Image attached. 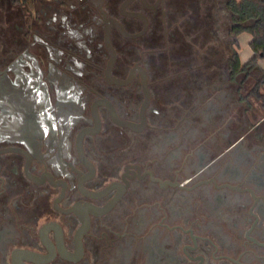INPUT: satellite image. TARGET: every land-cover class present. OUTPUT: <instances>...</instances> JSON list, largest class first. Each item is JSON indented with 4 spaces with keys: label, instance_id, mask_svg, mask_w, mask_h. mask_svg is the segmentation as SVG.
Instances as JSON below:
<instances>
[{
    "label": "flooded vegetation",
    "instance_id": "obj_1",
    "mask_svg": "<svg viewBox=\"0 0 264 264\" xmlns=\"http://www.w3.org/2000/svg\"><path fill=\"white\" fill-rule=\"evenodd\" d=\"M228 2L0 0V264H264V151H186Z\"/></svg>",
    "mask_w": 264,
    "mask_h": 264
},
{
    "label": "rangeland",
    "instance_id": "obj_2",
    "mask_svg": "<svg viewBox=\"0 0 264 264\" xmlns=\"http://www.w3.org/2000/svg\"><path fill=\"white\" fill-rule=\"evenodd\" d=\"M183 1L184 7L187 5L186 3H188V5H193L195 10L197 9V4H195L196 0ZM182 11L185 12L186 9ZM206 25L208 26V22H206ZM206 25L201 26L200 23L194 25L200 32L195 33L194 42L200 46V49L204 48L206 51L202 52L201 50L198 54V52H189L184 48L183 54L178 57L181 58L180 60L184 61L179 69H184L183 66H187L190 63H197L199 65L203 62L205 68H211L212 70L207 73V75L210 74V76L216 77L217 79L218 76H224L227 73L224 72L223 64L228 59V51L226 54L224 52V47L228 49L230 38L227 39V42H224L222 36L218 35L213 30L207 31V28L202 29L206 27ZM204 30L208 32L207 35H203L204 32L202 31ZM247 45V41L240 36L239 47L237 49L241 61L243 62L252 56V51L249 45ZM261 64L264 66V61H261ZM200 71H202V69H200ZM201 89L200 87L201 92H199V95L201 99L204 98V92H213V89H209L207 85L202 90ZM218 92L222 94L223 90ZM221 107L222 109L220 111L214 109L207 111L203 108L198 111V114L195 116V120L198 124H196L190 134L185 137V141L190 145L186 148V151L192 149V145L197 144L202 145L199 147L200 149L207 151L209 149L214 150L213 146L216 145L215 147H217L218 144L224 146L228 142L233 143L243 134V151H248L251 157L257 158V156L264 151V118L245 111L247 109L245 104H243V112L240 110L238 104H232L230 108L227 107L226 109L223 108V104ZM185 122L188 123L187 121Z\"/></svg>",
    "mask_w": 264,
    "mask_h": 264
},
{
    "label": "trees",
    "instance_id": "obj_3",
    "mask_svg": "<svg viewBox=\"0 0 264 264\" xmlns=\"http://www.w3.org/2000/svg\"><path fill=\"white\" fill-rule=\"evenodd\" d=\"M233 26L228 56V73L236 84V94L247 109L264 118V0H229ZM249 33L252 56L242 62L238 51L239 37Z\"/></svg>",
    "mask_w": 264,
    "mask_h": 264
},
{
    "label": "crops",
    "instance_id": "obj_4",
    "mask_svg": "<svg viewBox=\"0 0 264 264\" xmlns=\"http://www.w3.org/2000/svg\"><path fill=\"white\" fill-rule=\"evenodd\" d=\"M241 38H243L245 41H247V44L249 45V43L251 42V40H252V36H251V34H249V33H243V34H241ZM247 45V46H248ZM251 50V49H250ZM247 61V60H246ZM245 61V62H246ZM243 62V61H242Z\"/></svg>",
    "mask_w": 264,
    "mask_h": 264
}]
</instances>
